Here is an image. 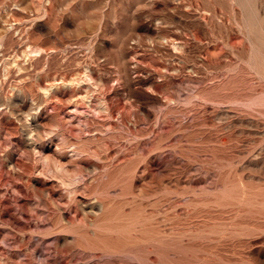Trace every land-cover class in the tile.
Here are the masks:
<instances>
[{"label": "rangeland", "instance_id": "rangeland-1", "mask_svg": "<svg viewBox=\"0 0 264 264\" xmlns=\"http://www.w3.org/2000/svg\"><path fill=\"white\" fill-rule=\"evenodd\" d=\"M0 264H264V0H0Z\"/></svg>", "mask_w": 264, "mask_h": 264}, {"label": "bare ground", "instance_id": "bare-ground-1", "mask_svg": "<svg viewBox=\"0 0 264 264\" xmlns=\"http://www.w3.org/2000/svg\"><path fill=\"white\" fill-rule=\"evenodd\" d=\"M31 51L38 53V52H40V49L39 48H35V49L31 50ZM74 153L75 152H73V154ZM52 167H53L52 170L55 172V174H58L63 169V166L61 164H55L54 163ZM60 181H61V184L64 186V188H66L67 194L69 196H71V194L75 190V186L77 185L76 184L77 177H73V178H64V177H62V179Z\"/></svg>", "mask_w": 264, "mask_h": 264}]
</instances>
